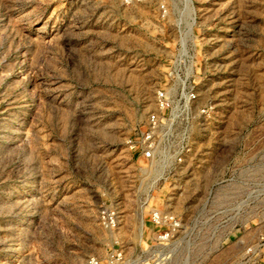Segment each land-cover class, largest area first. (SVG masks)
<instances>
[{"label": "rangeland", "instance_id": "rangeland-1", "mask_svg": "<svg viewBox=\"0 0 264 264\" xmlns=\"http://www.w3.org/2000/svg\"><path fill=\"white\" fill-rule=\"evenodd\" d=\"M182 43L212 107L156 184L185 233L151 246L126 139ZM260 235L264 0H0V264H256Z\"/></svg>", "mask_w": 264, "mask_h": 264}, {"label": "built area", "instance_id": "built-area-1", "mask_svg": "<svg viewBox=\"0 0 264 264\" xmlns=\"http://www.w3.org/2000/svg\"><path fill=\"white\" fill-rule=\"evenodd\" d=\"M121 1L133 4L146 0ZM184 6L188 10V6ZM159 9L162 14L168 13L164 3L159 4ZM196 55L187 51L183 43L180 45L174 60L166 69V80L154 89V107L147 112L144 122L126 139L132 157L144 163L142 173L146 176L145 185L148 188L144 194L138 196L137 201L150 223L149 227L144 226L143 229L152 235L151 246H171L177 243L179 235L185 233L181 218L157 205L156 200L163 195L161 192L157 194L156 184L162 181L166 183L171 172L184 162L191 152L194 122L198 118L210 116L211 113L209 108L212 106H199L196 103L199 96L195 79L199 71ZM174 187L173 185L170 189L173 190ZM165 198L167 201L172 199L169 194ZM99 217L106 228L116 229L119 225L116 211L111 207L100 210ZM246 253H249L248 257L255 259L256 264H262L264 235H260L255 244L247 248ZM83 264L97 262L88 258Z\"/></svg>", "mask_w": 264, "mask_h": 264}]
</instances>
